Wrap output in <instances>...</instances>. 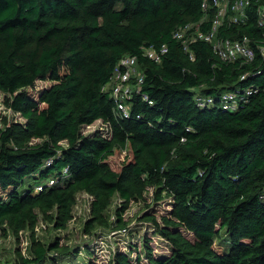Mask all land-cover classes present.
<instances>
[{
    "label": "trees",
    "instance_id": "obj_1",
    "mask_svg": "<svg viewBox=\"0 0 264 264\" xmlns=\"http://www.w3.org/2000/svg\"><path fill=\"white\" fill-rule=\"evenodd\" d=\"M200 3L0 0V92L22 119L0 130V236L29 231L30 255L19 264H55L78 252L57 239L41 243L34 230L39 215L65 229L75 193L90 195L83 232L92 235L96 225L126 230L123 214L147 187L154 200H169L163 213L140 217L169 246L155 257L143 236L149 264H264V55L256 48L252 61L227 63L203 41L184 50L173 31L201 17ZM249 15L219 34L264 46V26ZM163 45L160 63L142 55ZM127 55L144 80L125 117L102 87ZM236 90L235 108L226 109L223 94ZM97 120L105 132L85 135ZM116 152L118 170L110 163ZM50 178L53 185L35 191ZM116 195L112 224L106 211ZM84 249L86 264H99L94 248ZM140 258L118 246L105 263Z\"/></svg>",
    "mask_w": 264,
    "mask_h": 264
},
{
    "label": "rangeland",
    "instance_id": "obj_2",
    "mask_svg": "<svg viewBox=\"0 0 264 264\" xmlns=\"http://www.w3.org/2000/svg\"><path fill=\"white\" fill-rule=\"evenodd\" d=\"M6 95L0 92V130L4 129L10 122H21L19 115L14 114L10 108L5 105ZM104 131L106 126L100 120L84 126L82 132L91 134L95 131ZM39 139H33L32 142H39ZM122 156L120 152L110 158L111 166L118 170ZM32 182L28 178V183ZM90 195L86 192L75 193V203L72 207V219L63 230L55 229L51 222L42 219L39 215V221L35 226V238L41 243L47 244L51 240L57 239L59 244L67 246L71 250H78L74 256L69 258L62 257L55 264H86L88 254L84 249V245L90 244L95 251V256L98 258L99 264H106L110 258L111 252L115 247L126 249L130 252V258L135 260L136 255H140V264H149L144 256L142 249L143 236L150 239V246L155 257L164 256L169 252L167 242L156 235L153 228L147 221L140 219L144 212L152 210L154 214H161L168 210V199L161 201L154 200V189L147 187L143 193V197L130 201L128 208L123 214L125 221V231L122 229L113 230L99 225H96L92 235H86L83 232V225L89 215ZM121 200L116 195L112 198L109 204L106 217L112 224L115 223V210ZM111 224V225H112ZM29 231L27 229L21 231L16 238L11 233L6 237L0 236V264H19V257H28L29 250ZM44 264H51L46 260Z\"/></svg>",
    "mask_w": 264,
    "mask_h": 264
},
{
    "label": "built area",
    "instance_id": "obj_3",
    "mask_svg": "<svg viewBox=\"0 0 264 264\" xmlns=\"http://www.w3.org/2000/svg\"><path fill=\"white\" fill-rule=\"evenodd\" d=\"M200 9L201 17L197 21L180 25L173 31V38L181 43L184 50H187L189 45L196 41H203L211 45L212 50L221 61L227 63L236 60L252 61L256 48L261 55H264V46L258 43L252 45L250 36L242 35L238 38H230L219 34V30L223 26L228 28L246 24L252 11L257 27L264 26V1L201 0ZM211 12L212 16L210 17ZM166 52L167 47L165 45L159 49L142 48V55L155 63H160ZM190 59H192L191 55ZM143 80L144 73L137 65V57L127 55L119 59L111 75V82L102 88L109 90V95L115 102L117 112L126 117L129 113V106L126 101L133 96V93L137 94L140 91ZM238 94V90L223 94L222 99L226 109L233 110L235 108V99ZM143 99L152 104L147 95H143ZM211 101V98L196 96L198 104ZM54 182L55 179L50 178L44 185L36 186L35 191L45 189L53 185ZM121 231H125V229Z\"/></svg>",
    "mask_w": 264,
    "mask_h": 264
}]
</instances>
